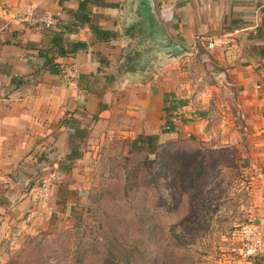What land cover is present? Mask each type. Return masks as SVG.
Masks as SVG:
<instances>
[{
	"label": "crops",
	"instance_id": "crops-1",
	"mask_svg": "<svg viewBox=\"0 0 264 264\" xmlns=\"http://www.w3.org/2000/svg\"><path fill=\"white\" fill-rule=\"evenodd\" d=\"M80 1L0 0V182L14 183L21 175L24 181L32 170H44V165L57 167V178L68 177L61 166L74 126L87 130V136L79 138L87 140L81 142L82 156L71 164L81 169L97 144L128 143L138 134L178 136L181 130L197 128L196 122L178 120L180 106L175 97L142 82L138 72L140 58L133 41L140 33L155 40L159 28L191 53L193 46L208 47L219 81L235 92L249 164L259 179V213L254 223L261 230L263 245L259 256L236 264H264V0L90 2V24L110 31L113 37L95 40L87 24L75 31L64 29V43L80 41L87 44L86 49L57 58L59 74L44 69L34 72L43 63L36 48L48 44L44 34L52 33L43 22L52 20L57 31L62 29L59 23L71 24L68 12L76 10ZM31 6L38 19L34 25L20 20ZM154 43L149 45L161 54ZM32 44L36 48H28ZM64 71L71 75L68 79ZM14 77L21 78L19 85L12 83ZM57 186L52 187V196L57 195ZM3 197L13 201L12 192ZM9 202L0 209L1 243L16 239L27 228L23 215L28 199Z\"/></svg>",
	"mask_w": 264,
	"mask_h": 264
},
{
	"label": "rangeland",
	"instance_id": "rangeland-1",
	"mask_svg": "<svg viewBox=\"0 0 264 264\" xmlns=\"http://www.w3.org/2000/svg\"><path fill=\"white\" fill-rule=\"evenodd\" d=\"M152 41L143 33L133 41L142 82L175 97L177 119L197 128L161 137L155 154H129L130 141L117 140L97 144L82 169L64 161L69 176L56 179L50 209L27 221L24 213L27 228L0 242V264H236L252 258L243 253L239 232L258 217L259 179L249 164L235 92L219 81L208 47L196 45L191 54L159 63L164 55ZM44 167L24 181L18 175L14 183L0 182V209L8 192L9 203L28 199L31 207L29 189L47 173L59 175L57 167Z\"/></svg>",
	"mask_w": 264,
	"mask_h": 264
},
{
	"label": "trees",
	"instance_id": "trees-1",
	"mask_svg": "<svg viewBox=\"0 0 264 264\" xmlns=\"http://www.w3.org/2000/svg\"><path fill=\"white\" fill-rule=\"evenodd\" d=\"M102 0H83L79 2V6L74 11H69L68 13L73 17V22L71 24L59 23L62 29L56 30L55 25H50L47 27L49 34H44V39L48 44L46 45H29L28 48H36L37 54L43 59V63L40 67L34 69V72H38L40 69H44L50 73H61V65L57 62V58L71 55L77 51H83L86 49L87 44L80 41H72L64 43L63 40V30L75 31L82 24H87L91 30L95 40L98 41H108L113 37L110 31L104 30L99 26L90 24L89 11L87 9L88 3L99 2ZM49 45V46H48ZM12 83L19 85L21 78H12ZM15 81V82H14ZM102 108V105L100 106ZM87 136V130L84 128H79L74 126L72 133L69 134V152L65 156L66 162H74L82 156L81 142L79 138H84ZM160 137L158 134H138L128 144L127 152L134 153L145 149L149 153L155 154L158 141Z\"/></svg>",
	"mask_w": 264,
	"mask_h": 264
},
{
	"label": "built area",
	"instance_id": "built-area-1",
	"mask_svg": "<svg viewBox=\"0 0 264 264\" xmlns=\"http://www.w3.org/2000/svg\"><path fill=\"white\" fill-rule=\"evenodd\" d=\"M20 20L29 24L38 23V19L34 16V7H28L20 17ZM52 20H47L43 22V25L47 28L52 25ZM209 47L212 43L208 44ZM68 79L71 75L67 74L65 71L63 73ZM57 176L54 171L47 173L45 177H41L40 180L34 184L28 192L30 196V206L26 211V221L32 218H41L43 212L48 211L49 208V195L52 187L56 183ZM24 219V220H25ZM241 243L243 247V253L246 256L255 257L259 256L263 251L262 245V235L261 230L258 225L254 222L248 223L241 227L240 229Z\"/></svg>",
	"mask_w": 264,
	"mask_h": 264
},
{
	"label": "water",
	"instance_id": "water-1",
	"mask_svg": "<svg viewBox=\"0 0 264 264\" xmlns=\"http://www.w3.org/2000/svg\"><path fill=\"white\" fill-rule=\"evenodd\" d=\"M155 43L157 47L161 48V54L164 55L163 60H159V63L166 61H173L179 58L181 55L190 54L191 51L182 44L176 43L166 38L161 29L156 28L154 33Z\"/></svg>",
	"mask_w": 264,
	"mask_h": 264
}]
</instances>
